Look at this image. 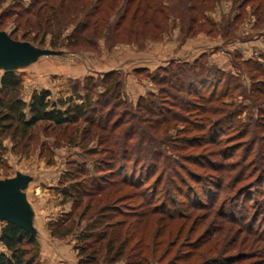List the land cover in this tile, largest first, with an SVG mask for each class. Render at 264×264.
Returning a JSON list of instances; mask_svg holds the SVG:
<instances>
[{"label":"rangeland","instance_id":"374dc122","mask_svg":"<svg viewBox=\"0 0 264 264\" xmlns=\"http://www.w3.org/2000/svg\"><path fill=\"white\" fill-rule=\"evenodd\" d=\"M33 1L5 0L0 5V37L24 49L0 47V75L33 54L13 70L23 81L27 102L34 91L42 90L51 91L53 101L81 104L77 94L86 97L88 92L95 101L110 72L123 79L124 96L98 106L89 121L85 117L90 109L63 127L40 123L19 144L10 137L2 140L0 182L15 183L14 212L8 217H29L37 238L47 227L51 238L74 245L77 260L79 237L92 222L98 224L89 241L93 250L100 248L98 264H264V77L241 64L264 61V23L258 22L252 5L239 9L238 0H221L204 11L199 20L204 25L190 35L183 31L180 17L171 18L157 39L107 42L109 32L102 30L92 48L72 47L67 41L85 18L79 10L64 24L53 48L46 27L40 29L33 18L26 24L27 16L21 15ZM89 1L93 5L97 0ZM118 11L110 16V25L122 14ZM195 61L234 77L229 95L207 104V113L195 107L193 97L170 85L163 86L171 103L163 102L168 97L153 81L162 76L160 68L175 71L177 65ZM224 83L226 77L217 86L218 96ZM214 91L207 89L206 96ZM152 94L158 106L166 108L161 117L171 118L169 123H159L157 116H148L138 106L140 98L152 100ZM216 125L217 132L208 136ZM90 127L93 132L85 135L82 130ZM128 128L133 134L126 138ZM122 172H133L140 187L114 183ZM101 183L108 184L107 189L95 192V184ZM72 184L83 192L73 191L81 201L78 205L64 198L63 190ZM106 204L118 206L115 217H101ZM7 223L0 217V235ZM72 223L77 226L69 237L52 235V225ZM103 233L108 237L100 247L96 242ZM112 239L113 252L107 257ZM120 246L123 256L111 261ZM5 252L0 241V254Z\"/></svg>","mask_w":264,"mask_h":264},{"label":"trees","instance_id":"16d2710c","mask_svg":"<svg viewBox=\"0 0 264 264\" xmlns=\"http://www.w3.org/2000/svg\"><path fill=\"white\" fill-rule=\"evenodd\" d=\"M5 0H0V5ZM221 0H97L95 4H91L89 0H34L31 5L22 10L21 15L27 16L26 24H30L33 18L36 21V25L40 29L46 27V33H50L54 40L51 43L52 47H57V41L63 35L62 30L65 23L69 18L74 16L77 11L81 10L85 14V18L80 22L72 34L67 38V41L72 47H84L92 48L100 39L102 30L108 31L106 37L107 42H113L114 40L124 41H137L140 38L150 36L152 38H159L161 34L166 32L169 28V22L171 18L180 17L183 24V31L187 35H190L195 28H201L204 24L199 20L204 17V11L210 7H213L215 3H219ZM122 2V4H119ZM42 3V4H40ZM241 9L247 5H252L254 15L257 17L259 23H264V0H238ZM40 4V5H39ZM119 9L117 14H120L119 18L110 25V16ZM240 15H236L233 21L227 22V28L233 26L234 22ZM232 20V19H231ZM34 26V25H33ZM32 26V27H33ZM55 31V32H51ZM183 63L176 66L175 71L169 68H160L162 76L160 78L153 77V81H156L158 85H161L160 93L166 95V99L169 101L170 95L166 94L167 90L163 85H170V87L178 90L181 93H185L190 97H193L197 103L195 107L209 112L207 110V104L218 102L223 97H227L230 91V83L234 77L226 76L217 67L209 66L205 63ZM243 65L249 67L250 72L254 74H261L264 77V61L261 60H243ZM221 77V78H220ZM226 77L224 83V92L217 94V86ZM114 80H113V79ZM117 78V72H110L105 75V79L101 81L104 91L101 92L95 101L89 96L88 87L87 96H79L77 98L81 100V104H72V99L53 101L52 93L49 90L34 91L31 95L29 102L25 101L22 95L24 86L22 79L13 71H6L0 75V144L4 138L10 137L13 142L19 144L26 140L31 131L40 123L48 122L57 127H63L71 123L77 122L81 117L86 116V112L90 109V114L85 117L86 121H89L91 112L95 113L98 110V106L103 107L109 105L111 100H121L124 96L123 91V79ZM213 88L214 92L209 97L206 96L207 89ZM236 89V87L234 88ZM233 89V90H234ZM254 92V90H253ZM252 92V93H253ZM78 93V92H77ZM152 100L140 98L138 106L144 108L145 113L148 116H157V121L162 124L169 123L171 118L164 115L165 109L163 106H158L156 94H152ZM151 99V98H150ZM126 102V99L124 100ZM95 103V107L92 106ZM171 103V101H169ZM201 103L203 105H201ZM183 108L185 102L180 100L178 103ZM156 106V107H155ZM94 107V108H90ZM221 111V109L219 110ZM226 117V111L222 110L221 113ZM234 113L232 119L236 118ZM228 117V116H227ZM230 119V118H229ZM95 120H91L94 123ZM99 125V122L97 123ZM93 126V125H92ZM100 127V125L98 126ZM218 125L208 129V136L217 132ZM129 131V132H128ZM211 131V132H210ZM82 132L85 135H89L93 132V129H83ZM133 134L130 132V128L125 133L126 138ZM143 139L145 137L142 135ZM125 138V139H126ZM124 173L118 181L114 183L121 186H128L131 188H139L141 181H137L135 174L132 172L128 175ZM110 181L109 184H112ZM108 184H93L95 192H104L107 189ZM121 189V188H120ZM76 187L70 186L68 190H63L64 198L66 200L72 199L74 204L78 205L81 201L77 194L81 195L83 192L77 190ZM84 193H91L87 192ZM115 192L108 193L107 195L113 196ZM85 195V194H84ZM107 196V197H108ZM80 197V196H79ZM81 198V197H80ZM90 206H86V212L89 211ZM118 206H111L106 204L100 209L101 217L112 218L117 215ZM124 214L127 212H123ZM83 214L81 215V217ZM80 217V218H81ZM102 222V220H98ZM120 227V223L115 224ZM75 226L77 223L68 225H52V235L59 238H66L75 232ZM115 226V227H116ZM88 232H83L79 237L76 251L78 255V264H98L97 255L100 253V248L93 250V243L89 242L93 237L94 231L98 228V224H91L88 226ZM121 228V227H120ZM108 237V234H102L97 239V245L102 247L103 241ZM0 241L6 248L5 253L0 254V264H41V245L38 238L35 235L30 234L25 229L12 224L7 223L1 229ZM114 240H109L107 243V257L113 252ZM124 246V244H121ZM123 246H120L115 256L111 257V261L118 260L123 256ZM91 253L89 254L88 252Z\"/></svg>","mask_w":264,"mask_h":264},{"label":"water","instance_id":"95a60500","mask_svg":"<svg viewBox=\"0 0 264 264\" xmlns=\"http://www.w3.org/2000/svg\"><path fill=\"white\" fill-rule=\"evenodd\" d=\"M7 45H12V48L14 50H24L21 47H17L15 44H11L10 41L7 39L0 37V47L7 46ZM27 54V53H26ZM25 54V55H26ZM27 58V57H26ZM34 56L33 54L28 56L26 60H18L15 63H13L11 66L5 67L6 71H13L16 67L28 63L29 60L33 59ZM5 71V72H6ZM14 188H15V183L13 181H8V182H0V217L3 219H7L9 223L15 224L26 231H28L30 234L34 235L33 229L30 224V218H24V220H16V219H10L8 217L9 214H13L14 212Z\"/></svg>","mask_w":264,"mask_h":264},{"label":"crops","instance_id":"0c3cea01","mask_svg":"<svg viewBox=\"0 0 264 264\" xmlns=\"http://www.w3.org/2000/svg\"><path fill=\"white\" fill-rule=\"evenodd\" d=\"M43 231L44 233H40L43 234L42 237L38 236V240L41 245V261L44 264H78L74 245H63L65 242H61L62 240L51 238L45 226ZM62 254L64 256H61Z\"/></svg>","mask_w":264,"mask_h":264}]
</instances>
